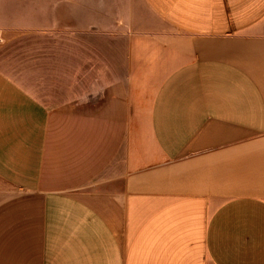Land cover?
Returning a JSON list of instances; mask_svg holds the SVG:
<instances>
[{"label":"crops","instance_id":"0c3cea01","mask_svg":"<svg viewBox=\"0 0 264 264\" xmlns=\"http://www.w3.org/2000/svg\"><path fill=\"white\" fill-rule=\"evenodd\" d=\"M0 264H264V0H0Z\"/></svg>","mask_w":264,"mask_h":264}]
</instances>
